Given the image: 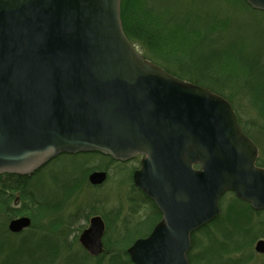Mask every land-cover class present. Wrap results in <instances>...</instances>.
I'll use <instances>...</instances> for the list:
<instances>
[{"label":"water","instance_id":"water-1","mask_svg":"<svg viewBox=\"0 0 264 264\" xmlns=\"http://www.w3.org/2000/svg\"><path fill=\"white\" fill-rule=\"evenodd\" d=\"M122 0H0V176L29 177L60 155L141 157L132 181L161 219L132 264H188L192 234L226 193L264 212V166L231 104L146 59L124 34ZM264 12V0H245ZM104 172L88 177L105 181ZM30 219L8 225L17 234ZM105 224L78 237L96 258ZM264 254V240L255 245Z\"/></svg>","mask_w":264,"mask_h":264},{"label":"rangeland","instance_id":"rangeland-1","mask_svg":"<svg viewBox=\"0 0 264 264\" xmlns=\"http://www.w3.org/2000/svg\"><path fill=\"white\" fill-rule=\"evenodd\" d=\"M154 2L175 3L178 6L181 4L184 8L183 12H185V18L182 21H188L189 24H193L194 21L199 22L201 19H204L202 16L205 15L204 17L210 18L211 23L217 25L219 29L228 30L226 32L227 37L225 38L226 44L232 43L243 46H253L256 44L255 46H264V15L251 11L241 3L235 4L233 0H154ZM198 13L201 16H196ZM187 40L190 39L185 37V43L181 42L184 49L188 48L189 44L186 43ZM135 48L143 55L142 45L137 43ZM204 50L197 49V58L203 59L202 54ZM225 95L236 117L242 122V126H244L248 137L258 147L259 161L263 167L264 131L262 130L261 133L258 129L262 125L259 124L255 113L244 100L245 98L241 97L239 93L226 90ZM137 169V162L131 161L126 163V165H122L101 155L88 156L78 154L71 157L68 155L58 156L33 175L24 179L22 187L24 186L29 190V199L22 197L19 192L12 194L10 201H8V210L13 213H9L8 215L10 216L0 213V227H7L11 221L24 217L31 221V228L28 230L32 232H35V230L47 231L53 227L51 231L55 235L64 238V235H61V232H59L58 227H67V224H64L66 219H70L72 215L76 216L77 211H82L81 214L83 216H80L74 224L68 227L71 230L83 227V232L88 227L90 220H86L85 217L89 213H94L96 214L94 216L105 217L102 219L105 223L104 235L108 234L109 236V249L112 252L120 250L121 253L125 249L127 254V249L137 239L146 238L151 233L154 228L153 226L156 225L160 218L158 215L152 214L153 210L148 203L141 201L139 193L138 196L135 194L132 176L133 172ZM94 172L105 173L106 178L101 185H91L89 183L88 177ZM67 179L69 183L71 182L69 195L64 199V207L60 209V212L52 214L54 210L52 209L43 214L36 213L30 197L34 198L35 201L40 200L41 202L46 201L49 203L51 200L57 199L58 195L62 193V189L67 187V184H65ZM235 199V196L228 194L221 201V213L218 217L220 223H212L208 229L215 238L208 240L207 231L205 230L195 232L198 244L208 255L209 264H234L232 262L228 263V260H233L234 262L242 258L246 259H244V264H264V256H262L264 254L255 252L256 243L259 240H264V212H254L249 204ZM53 203L56 204V202ZM91 217L93 215L89 218ZM110 220L113 221L110 226L118 232L122 227H128V234L126 236L130 239L135 238L134 242L132 241V244L128 243L127 246L116 244V231L107 229L109 226L106 224V221ZM57 221H60V224ZM151 227L152 229L150 230ZM20 233H23V231ZM76 235L79 236L80 234L72 230L67 235V239L73 241ZM255 235L256 238L250 241ZM10 241L13 243V239ZM240 243L245 245L241 247L235 246L236 244L240 245ZM220 244L226 246L227 250L221 248ZM192 245L193 243L188 254L192 253L193 255L201 251L200 247L192 248ZM78 246L80 245L74 244L73 249ZM236 250L240 251L238 253L234 252ZM121 253L120 255L125 259V254ZM102 255L103 253L100 255L101 257H96L98 259L93 258L92 264H110V257L105 255L102 258ZM2 259L3 253L0 255V262ZM127 259L129 260V258Z\"/></svg>","mask_w":264,"mask_h":264},{"label":"trees","instance_id":"trees-1","mask_svg":"<svg viewBox=\"0 0 264 264\" xmlns=\"http://www.w3.org/2000/svg\"><path fill=\"white\" fill-rule=\"evenodd\" d=\"M233 1L235 4L241 3L251 11L264 15L263 12L252 10L245 0ZM183 10L184 8L181 4L178 6L175 3L154 2V0H122L121 22L124 34L134 46L137 43L142 45L144 57L159 65L167 73L204 87L227 101L229 100L225 95L226 90L239 93L241 97L245 98L244 100L255 113L259 124L262 125L258 127L262 133V130L264 131V46H261V48L255 46L256 44L253 46L226 44L225 38L228 30L219 29L217 25L211 23L210 18L204 17L205 15L202 16L204 19L199 22L194 21L193 24H189L188 21H182L185 18ZM196 16L201 15L198 13ZM185 37L190 39L186 42L189 44L186 49L181 44V42L185 43ZM197 49L206 50L202 54V60L196 56ZM238 123L242 131L248 136L240 119H238ZM85 155L96 156L99 154L90 153ZM138 158L133 161L138 163ZM122 165H126V163ZM257 166L262 167L259 159ZM24 179L13 175L0 176V213L7 216H10L8 215L9 213H13L8 210V201H10L12 194L15 192H19L22 197L29 199V190L24 186L22 187ZM70 183L67 179L65 183L67 187L63 186L66 188L62 189V193L58 195L57 199L51 200V203L41 202L40 200L35 201L34 198L30 197L34 211L36 213L39 212V214L49 212L52 209H54L52 214L60 212V209L64 207V199L69 195ZM133 188L137 196L138 193L140 194L141 201L148 203L150 208L159 216L155 205L134 186ZM228 194L231 193H226L220 203ZM231 195L234 196L233 194ZM52 202H56V204H52ZM81 213L82 211H77L76 216L72 215L70 219H66L64 224H67V227H58L64 238L55 235L51 231L53 227L47 231L35 230V232L28 230L31 228L29 227L23 233L17 234L11 233L8 227H0L2 238L0 241V255L3 253V259L0 264H92V261H94L93 257H90L80 246L73 249V245L78 244L79 236L76 235L73 241L67 239V235L72 230L79 234L82 233L83 227L72 230L68 227L74 224L80 216H83ZM91 215L94 216L96 214L89 213L85 219H90ZM32 218L34 220L33 216ZM57 222L60 224V221ZM112 222V220L106 221V224L109 226L107 229L116 231V244L119 246H127L128 243L132 244L135 238L130 239L126 236L128 227H122L118 232L110 226ZM215 222L220 223V219L218 220L217 218L200 229L207 231L208 240L215 238L208 231L209 226ZM108 237V234L103 237L104 252L102 258L105 255L109 256L110 264H132L127 259L125 249L122 250L123 253L120 250L112 252L109 249ZM255 238L256 235L250 241ZM11 239H13V243H11ZM192 243V248L200 247L195 233L192 235ZM220 245L221 248L227 250L226 246ZM243 245L245 244L240 243V245L236 244L235 246L241 247ZM199 249L201 251L196 254H188L189 264H209L208 255L201 247ZM239 251L236 250L234 252L238 253ZM120 253L125 254V259ZM244 259H237L234 262L233 260H228V263L244 264L246 260Z\"/></svg>","mask_w":264,"mask_h":264},{"label":"flooded vegetation","instance_id":"flooded-vegetation-1","mask_svg":"<svg viewBox=\"0 0 264 264\" xmlns=\"http://www.w3.org/2000/svg\"><path fill=\"white\" fill-rule=\"evenodd\" d=\"M49 203H51V201H50ZM152 203H153V202H152ZM157 211H158V210H157ZM153 212H154V213H153ZM153 212H152V214L157 215V214L155 213V211H153ZM158 213H159V217H160L159 220H158V222H159L160 219H161V215H160V212H159V211H158ZM158 222H157V223H158ZM7 227H8V226H7ZM29 227H31V224H30ZM262 256H264V255H262Z\"/></svg>","mask_w":264,"mask_h":264}]
</instances>
